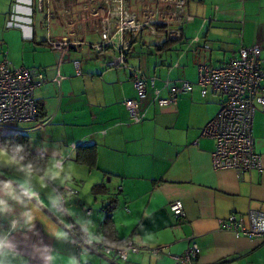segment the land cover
Segmentation results:
<instances>
[{
	"label": "crops",
	"instance_id": "1",
	"mask_svg": "<svg viewBox=\"0 0 264 264\" xmlns=\"http://www.w3.org/2000/svg\"><path fill=\"white\" fill-rule=\"evenodd\" d=\"M126 1L141 21L168 18L173 11L170 0ZM40 6V0H0V62L42 70L47 78L35 92L37 122L19 124L20 133L6 135L28 138L32 153L45 159L43 173L0 147V169L7 173L0 175L25 191L0 179V264H110L90 250L77 254L72 225L94 241L141 248L127 261L107 257L117 264H176L174 258L193 244L201 250L195 264H264V240L220 227L230 215L264 212V111L258 108L253 127L263 170L215 171V142L203 130L217 116L221 97L209 91L202 98L198 86L201 66L222 67L242 47H260L264 62V0H187L186 15L194 20L181 27V42L169 43L150 30L134 39L129 63L156 79L160 98H169L166 80L193 84L166 108L149 88L140 124L131 123L124 105L137 97L134 70H107L113 51L96 54L83 46L59 66L48 46V40L67 36L99 43L91 20L96 0H43ZM145 34L159 40L157 52L176 59L154 67L143 62L138 48ZM11 35L23 47L25 66L4 51ZM67 188L63 208L58 191ZM175 201L182 202L185 220L171 214Z\"/></svg>",
	"mask_w": 264,
	"mask_h": 264
},
{
	"label": "built area",
	"instance_id": "2",
	"mask_svg": "<svg viewBox=\"0 0 264 264\" xmlns=\"http://www.w3.org/2000/svg\"><path fill=\"white\" fill-rule=\"evenodd\" d=\"M170 2L173 11L168 18L159 19L150 15L141 21L138 15L130 10L126 0H96V12L91 20L95 24L96 33L101 37L99 43H85L78 38L67 36L59 41L48 40V46L59 56V66L69 52H78L83 46H87L96 54L109 50L114 52V56L106 63L107 70H128L127 52L131 50L132 41L143 31L150 30L153 35L171 42L182 41L181 27L194 18L186 15L187 0ZM40 3L42 9L43 0H40ZM159 27L162 29H158ZM261 54L262 50L258 46L242 47L237 55L222 67L206 65L199 68L198 86L202 98H206L209 91L221 97L217 116L203 130V136L215 142L212 154V167L215 171L233 170L244 174L263 170L262 159L255 150L253 137L257 110L261 108L264 111V62ZM74 66L77 74L81 75L80 62L75 61ZM133 74L137 97L124 101L132 124H140L145 118L139 108L147 98L149 88L153 90L154 101L160 108L174 105L178 95L188 94L193 89L191 83L182 82L176 85L166 80L163 83L169 92V98L162 99L161 91L156 88L155 78H148L136 70ZM60 81L58 73L56 82ZM46 82L43 71L13 67L7 59L0 62V136L18 134L20 131L16 128L17 125L37 122L35 92ZM72 148L76 149L77 146L73 145ZM66 193H71V190L67 188L65 191H58L63 208ZM169 208L176 220H185L181 201L171 203ZM220 227L222 231L232 233L236 237L263 241L264 212L249 211L245 215H230L226 220L220 221ZM69 230L76 237L78 255L90 250L106 257L127 261L129 253L138 254L141 251L133 242H129L125 248H118L92 240L73 225L69 226ZM1 248L2 243L0 250ZM155 253L158 254L159 250ZM200 254V248L193 244L182 256H177L174 260L176 264H195Z\"/></svg>",
	"mask_w": 264,
	"mask_h": 264
},
{
	"label": "rangeland",
	"instance_id": "3",
	"mask_svg": "<svg viewBox=\"0 0 264 264\" xmlns=\"http://www.w3.org/2000/svg\"><path fill=\"white\" fill-rule=\"evenodd\" d=\"M37 15H40V13L38 12ZM12 28H15V27H12ZM3 33L4 32H0V39H2ZM6 39H8V40H6ZM6 39H4L6 41V44H8L10 42L9 43L10 46L6 45V47L4 48L5 53L6 52L8 53L9 58L13 59L16 62V65H20V66L24 65L25 66L24 61H21L22 57L25 54L23 51V47L18 42V38L15 35H11L10 37L8 36V38H6ZM143 40H144V43L143 42L142 43L144 46H142L141 48H138V49H141L140 59L143 62L148 63V66L154 67V66L159 65V64H166L167 62H171V60L174 61V58L176 59L177 56L174 57L173 53L157 52L156 51V47L154 46V44H156V42L159 41L156 38L149 37L148 34H145V38ZM27 56H28V60L32 61V59H33L32 54H27ZM130 65H131V63H130ZM132 65H131L132 67H135L134 63H132ZM27 68L29 69L30 67L27 66ZM147 69H149V68L148 67L143 68V70L145 72H148ZM188 75H189V73L187 74V76ZM1 170L2 169H0V172L1 173L3 172L2 174H7L5 171H3V170L1 171ZM2 176H4V175H2Z\"/></svg>",
	"mask_w": 264,
	"mask_h": 264
},
{
	"label": "trees",
	"instance_id": "4",
	"mask_svg": "<svg viewBox=\"0 0 264 264\" xmlns=\"http://www.w3.org/2000/svg\"><path fill=\"white\" fill-rule=\"evenodd\" d=\"M168 41V40H167ZM169 43L175 44V42L168 41ZM132 43H131V50L127 52V64L129 66V69L131 70H136L134 69L128 60V56L132 52ZM32 70V69H31ZM42 71V70H38ZM39 118V117H38ZM0 147L7 151L9 154L12 156L16 157L20 161H22L24 164L29 166L31 169L38 173H43L44 171V163L43 160L44 157L34 155L32 151L30 150L29 146V141L27 137H24L22 135H13V136H0ZM112 206V205H110ZM110 210H108V213H111V208L108 207ZM110 220V219H108ZM106 243V242H105ZM109 244V246H114V247H119V246H124L123 244Z\"/></svg>",
	"mask_w": 264,
	"mask_h": 264
},
{
	"label": "water",
	"instance_id": "5",
	"mask_svg": "<svg viewBox=\"0 0 264 264\" xmlns=\"http://www.w3.org/2000/svg\"><path fill=\"white\" fill-rule=\"evenodd\" d=\"M57 58H59L58 55H57ZM0 179H2V180H4V181H6V182H8V183H10V184H12V185H14V186H16V187L19 188L21 191L25 192V191H24V190H23L18 184L13 183L11 180H8V179L2 177L1 175H0ZM74 238H76V237L74 236ZM92 252H95V251H92ZM95 253H98V252H95ZM98 254H99L101 257H103L106 261H108L110 264H117V263L113 262L111 259H109V258L103 256L102 254H100V253H98Z\"/></svg>",
	"mask_w": 264,
	"mask_h": 264
}]
</instances>
